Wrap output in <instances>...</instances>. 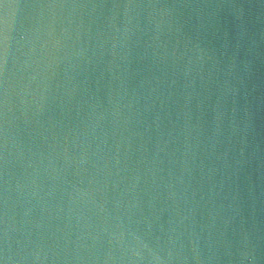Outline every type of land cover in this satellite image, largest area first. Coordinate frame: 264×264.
I'll list each match as a JSON object with an SVG mask.
<instances>
[{
  "label": "water",
  "instance_id": "obj_1",
  "mask_svg": "<svg viewBox=\"0 0 264 264\" xmlns=\"http://www.w3.org/2000/svg\"><path fill=\"white\" fill-rule=\"evenodd\" d=\"M0 264H264V0H0Z\"/></svg>",
  "mask_w": 264,
  "mask_h": 264
}]
</instances>
